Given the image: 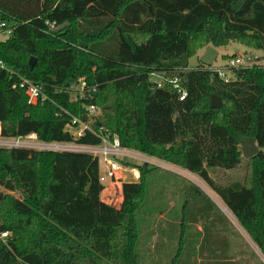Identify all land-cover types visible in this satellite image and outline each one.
<instances>
[{"label":"trees","instance_id":"16d2710c","mask_svg":"<svg viewBox=\"0 0 264 264\" xmlns=\"http://www.w3.org/2000/svg\"><path fill=\"white\" fill-rule=\"evenodd\" d=\"M224 1L0 0V19L12 24L0 42V61L9 68H0L1 136L98 144L66 129L72 116L95 105L94 128L107 129L123 148L197 175L264 256V65L257 59L234 69L228 81L212 66H188L208 45L264 50V0H228L231 11L245 10L231 18ZM21 79L46 98L28 102ZM79 79L86 83L82 95ZM173 79L186 92L183 100ZM213 95L219 108H210ZM248 138L259 152L244 159ZM242 160V174L231 180L226 172ZM130 167L138 180L120 184L114 206L101 198L92 155L0 147V187L7 191L0 195V234L7 233L0 264H138V212L150 170Z\"/></svg>","mask_w":264,"mask_h":264},{"label":"rangeland","instance_id":"374dc122","mask_svg":"<svg viewBox=\"0 0 264 264\" xmlns=\"http://www.w3.org/2000/svg\"><path fill=\"white\" fill-rule=\"evenodd\" d=\"M224 2L225 12L230 18L233 14L242 15L245 13L244 9L236 13L231 11L227 4L228 0ZM203 50L204 48L200 49L196 55L188 59L189 68L199 64V57ZM216 50L218 55L212 63L214 68L226 63L227 60L223 58L225 55L245 53L251 59L255 60L256 58L259 64L264 65V50H249L237 42H230ZM226 73L231 80L234 79L232 71ZM156 76H151V79L157 81ZM69 131L73 132L74 129L69 128ZM155 161L147 164L150 171L146 175V197L138 212L139 230L136 242L138 264H171L175 257L179 264H198L196 260L200 255V250L209 246L211 242L218 245L219 239L226 235L229 238V243L233 242L232 250L236 263L242 262V259L245 258L248 264H263L256 255V249L238 229V223H235L234 227L232 226V233H230L229 224L216 204L217 199L210 194L209 186L203 180L175 165L164 163L158 159ZM123 162L121 163L123 164ZM123 165V169L115 174L116 188L112 198L109 199V204L114 206L119 205L122 198L120 184L135 181L133 175L136 172H131ZM135 165L140 164L135 163ZM152 166H155V169L152 170ZM243 166L244 160L241 161L239 168L226 172L227 177L231 180L237 179L242 174ZM101 170H103V165ZM104 184H108V181ZM4 193L7 191L0 187V195L2 196ZM103 199H106L104 195ZM217 216L219 221L216 220ZM223 220H225L224 223L221 222ZM212 221H218V223L214 227H210ZM198 224L204 225L201 232L197 230L196 225ZM217 228H227L228 231L226 235L213 234ZM214 247L212 250H216V246ZM206 252L210 253L211 250ZM231 253L228 250V259H230Z\"/></svg>","mask_w":264,"mask_h":264},{"label":"built area","instance_id":"2783aa9c","mask_svg":"<svg viewBox=\"0 0 264 264\" xmlns=\"http://www.w3.org/2000/svg\"><path fill=\"white\" fill-rule=\"evenodd\" d=\"M49 29H54V23L48 24ZM12 34V24L6 19H0V42L5 41ZM255 60L248 54H235L229 58L223 66L216 67L213 69L217 72L218 76L225 81L231 80L227 76V71H232L234 69L250 67ZM212 66V65H211ZM0 68L9 70L1 61ZM157 86H161L162 82L160 79L157 81ZM173 87L177 89L179 93V100H183L186 96V92L181 90L177 80H172ZM19 86L24 89L25 95L28 98V102L36 103L38 100H44L46 97L41 92L40 86L34 84L30 80L21 79ZM15 87V85H13ZM76 91L81 95L83 90L86 89V83L84 79H79L77 85H75ZM80 95V96H81ZM100 114V110L95 105H89L85 107V112L82 117L72 116L70 123L67 124L66 129L69 131V128L74 129L73 132H70L75 139L83 138L86 135H92L99 139L98 144H86V143H62V142H43L37 139L36 134L30 133L25 137L17 138H7L3 137L0 134V147L1 148H26V149H36V150H54V151H73V152H83L92 155L98 161L99 169V182L103 185L105 182H113L115 174L118 171H121L122 161L128 163L127 166L131 164H149L156 162L152 157L132 150L128 148H123L120 145L119 139L117 136L110 134V132L99 126L98 128L93 127V123ZM158 162V161H157ZM103 165V170L101 166ZM131 172L135 169L132 167H127L123 165ZM7 236L6 232L0 234L2 240Z\"/></svg>","mask_w":264,"mask_h":264},{"label":"crops","instance_id":"0c3cea01","mask_svg":"<svg viewBox=\"0 0 264 264\" xmlns=\"http://www.w3.org/2000/svg\"><path fill=\"white\" fill-rule=\"evenodd\" d=\"M153 160H157L156 158H152ZM159 160V159H158ZM161 161V160H159ZM165 163V162H164ZM133 172H136V174H134V179L135 181L138 179L139 177V173L138 171L135 169ZM104 189L101 192V198L103 199V195L104 197H106V199H103L105 202L109 203V199L112 198V195L114 194V190L116 188V182H108V184H103ZM208 191L210 192V194L212 196L215 197V199H217L218 202H216V204L218 205L219 210L223 213V216L225 217L227 223L229 224V229H230V233H232V226L234 227V224L237 223L236 220L234 219V217L231 215V213L227 210V208L225 207V205L223 204V202L221 201V199L218 197V195L211 189L208 187ZM216 220L219 221V218L217 216ZM218 221L216 222H211L210 223V227H214ZM221 222H225V220L221 221ZM238 225V229L243 233L244 237L247 239V241L256 249V255H258L259 259L262 261V263L264 264V256L260 253V251L258 250V248L255 246V244L251 241V239L247 236V234L244 232V230L240 227L239 224ZM197 226V230L199 232H201L204 228V225L202 224H198ZM228 229L227 228H217L214 230L213 234H220V235H226ZM203 235H205V233L203 232ZM213 237H217V236H213ZM229 238L227 237V235L225 237H221V239H219V244L215 245L214 243L211 242V244L209 246H205L203 248V250H200V255L197 258L196 262L202 263V262H208L205 264H213V262H221L220 264H228V263H224V262H228L229 260H231V262H235L234 260V251L232 250V244L233 242L230 241L229 243ZM216 246V250H212L214 249ZM222 247V248H221ZM208 248V249H207ZM222 249V250H221ZM207 250H211L210 253H207ZM228 250H230L231 253V257L230 259H228ZM255 253V252H254ZM244 259V260H243ZM242 262H237V264H248V262L246 261L247 259L243 258Z\"/></svg>","mask_w":264,"mask_h":264},{"label":"water","instance_id":"95a60500","mask_svg":"<svg viewBox=\"0 0 264 264\" xmlns=\"http://www.w3.org/2000/svg\"><path fill=\"white\" fill-rule=\"evenodd\" d=\"M217 55H218L217 50L214 47L208 45L204 48L203 53L199 57V62L203 64L204 66L209 67L212 65ZM29 64L30 65L34 64L33 58L30 59ZM209 105H210V108L216 109L220 107L221 102L217 96L213 95L211 96ZM258 152H259V148L256 145L254 139L248 138V139L242 140L241 155L244 159H249L252 156L256 155Z\"/></svg>","mask_w":264,"mask_h":264}]
</instances>
